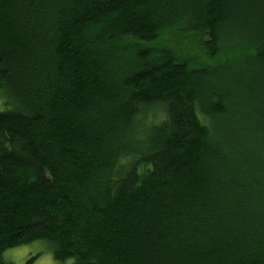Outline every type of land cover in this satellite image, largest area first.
<instances>
[{"label":"trees","instance_id":"trees-1","mask_svg":"<svg viewBox=\"0 0 264 264\" xmlns=\"http://www.w3.org/2000/svg\"><path fill=\"white\" fill-rule=\"evenodd\" d=\"M0 104V255L264 264V0H0Z\"/></svg>","mask_w":264,"mask_h":264},{"label":"rangeland","instance_id":"rangeland-1","mask_svg":"<svg viewBox=\"0 0 264 264\" xmlns=\"http://www.w3.org/2000/svg\"><path fill=\"white\" fill-rule=\"evenodd\" d=\"M160 41L167 43L186 55H201L202 62H206L202 52L197 48L191 36L179 35L173 31L164 34ZM223 57L219 58L222 61ZM3 107L0 104V110ZM0 260L8 261L11 264H68L70 261H58L53 258L50 246L45 241H36L30 244L6 249Z\"/></svg>","mask_w":264,"mask_h":264}]
</instances>
